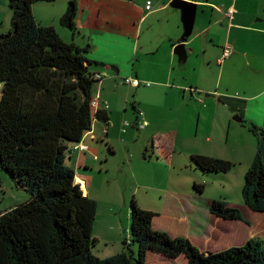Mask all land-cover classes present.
Here are the masks:
<instances>
[{
    "label": "trees",
    "instance_id": "obj_1",
    "mask_svg": "<svg viewBox=\"0 0 264 264\" xmlns=\"http://www.w3.org/2000/svg\"><path fill=\"white\" fill-rule=\"evenodd\" d=\"M56 1L9 0L11 26L0 33V187L8 183L29 195L0 211V264H146L149 252L171 258L184 254L189 264H264V238L217 251L200 250L190 239L154 230L156 215L135 198L130 204L131 236L124 240L123 251L105 259L94 253L98 201L85 194L67 161L76 150L83 151L82 141L95 120L110 123L107 110L92 108L93 91L101 81L95 67L105 63L87 57L90 43L67 42L55 26L36 19L34 4ZM78 9V0H70L61 17L72 34ZM131 107L136 116V104ZM137 120L142 121L140 114ZM249 129L257 136L258 148L246 173L243 198L247 207L263 213L264 125L251 122ZM107 148L114 154L110 145ZM190 160L196 170L213 178L235 166L197 153ZM194 188L203 193L205 183L195 182ZM209 208L222 218L241 217L237 208L218 199ZM131 244L138 246L137 256Z\"/></svg>",
    "mask_w": 264,
    "mask_h": 264
},
{
    "label": "rangeland",
    "instance_id": "obj_2",
    "mask_svg": "<svg viewBox=\"0 0 264 264\" xmlns=\"http://www.w3.org/2000/svg\"><path fill=\"white\" fill-rule=\"evenodd\" d=\"M69 1L39 2L34 4V11L40 21L41 14L47 12L48 21L57 24L59 20L56 15L65 14ZM246 2L248 10L254 12L258 0H246ZM5 10L8 17L5 16ZM11 16L9 0H6L4 5L0 0V18L4 20V22L0 20V33L7 32L10 28ZM55 18L57 21L54 20ZM258 18L264 21L263 17ZM43 23H47L46 18ZM250 39H254V35L248 33L246 43H249ZM65 41L69 42V38H65ZM241 51L250 53L252 49L243 44ZM211 54L212 49L208 52V55ZM234 61L236 69L230 71L233 87L242 95L243 93L244 95L261 94L264 90V72L255 71L251 66H247L246 57L241 53L232 57L230 63L233 64ZM260 61L264 62V58H260ZM204 62L205 59L202 58L201 66H204ZM213 65L217 68L215 62ZM207 68L208 66L203 67L204 71L201 75L200 73L195 75V78L203 85L212 86L211 82L215 81V75L211 73L213 66L209 76L205 75ZM121 84L122 88L118 96L125 98V90L129 96L127 107L122 108L124 115L122 119L123 122L126 120L132 125L126 128L129 131L128 135L117 131L116 126L115 131L118 134L115 141L118 149L116 155L115 152L109 154L107 145L103 143L104 159L102 162H95L94 170L89 174L90 183L87 186L90 197L98 201L93 235L100 240L93 248L94 253L105 259L123 251L124 240L130 239L131 236L130 204L133 198L143 209L156 215L152 226L154 230H164L171 236L190 239L200 250L217 251L231 245L243 244L253 237L264 238V227H260V221L245 205L243 198L246 173L255 159L258 148L257 136L248 127L251 121L260 126L264 120L259 110L261 99L251 100L245 117H242L246 120L245 124L234 119L235 115L241 116L239 112L225 114V108L219 109L217 117L213 113H211L213 117L206 116V113L201 110L200 113L199 111L188 113V117L184 118V129L188 133L186 143H183L181 136L173 158H167L157 146L156 137L170 127L168 124L175 123L173 120H168V117L172 116L180 122L178 114L164 112V115H160L159 120L153 124L152 132L145 126L144 129H136L133 127L135 114L131 103L139 99L151 98L152 92L149 86H152V83L150 82V85L142 83L137 87L122 81ZM201 92L203 96V93L206 94ZM164 93L166 89L162 88L157 94L159 98L161 97L159 106L163 105ZM1 96L0 89V98ZM231 118L232 128L228 130L227 123ZM111 126L110 124V128ZM112 132L114 133L113 129ZM193 153L226 159L232 161L235 166L228 174H220L219 177L213 178L192 166L190 157ZM67 163L81 175L73 162L68 159ZM195 182L205 183L203 193L196 191ZM28 197L25 191H16L5 183L2 188L0 187V211L26 201ZM216 199L237 208L241 217L222 218L213 214L209 206ZM130 248L137 256L138 246L131 244ZM153 254H149L146 264H189L184 254L178 258H171L161 253L153 252Z\"/></svg>",
    "mask_w": 264,
    "mask_h": 264
},
{
    "label": "crops",
    "instance_id": "obj_3",
    "mask_svg": "<svg viewBox=\"0 0 264 264\" xmlns=\"http://www.w3.org/2000/svg\"><path fill=\"white\" fill-rule=\"evenodd\" d=\"M1 1L3 5L6 2V0ZM172 1L152 0L154 8L147 11L146 0H78L77 29L74 34L61 24L63 14L56 15L58 19L54 20H59L57 24L48 21L47 12L41 14L40 21L33 6L36 19L43 25L55 26L64 39L69 38V41H74L77 45L84 46L90 43L92 48L87 57L92 61L105 63L103 67H95V72L101 76V81L95 87L93 96L101 101L97 111H104V103L109 104L107 111L111 117L110 123L106 126L101 121L95 120L92 129L82 141L87 147L86 150H76L72 159H69L81 174L77 173V180L82 181L85 194H89L87 188L90 183L89 174L94 170L95 162H102L104 159L103 143L110 145L115 155L118 153L115 145L118 134L115 128L117 126V131L123 133L122 123L126 120L123 122L122 108H126L129 102L127 90H125V98H120L118 93L122 88L121 81L124 82L127 76L135 77L144 84L152 83V86H149L152 92L151 98L134 101L137 115L133 127L136 129L149 127L152 132L153 124L159 120L160 115H164V112L177 113L180 118L178 122L172 116L168 117V120H173L175 123L168 124L170 127L156 137L157 146L167 158H173L181 136L183 143H186L188 133L184 129V118L188 117L190 112L200 113L201 110L206 116H212L213 113L217 117L219 109L225 108V114L236 111L242 118L245 117L251 100L261 99L259 110L264 116V90L261 94L244 95L243 93L242 95L233 87L230 77V71L236 69L235 61L233 64L230 61L239 53L246 57L247 66H251L255 71L264 72V62L260 61V58H264V21L258 18H264V0H258L254 12L248 10L246 0H193L198 3V11L193 34L186 44L188 48L193 49L189 52L186 63L180 61L175 52V47L184 32V24L181 10L172 7ZM233 7L237 12L231 15L229 10ZM5 16H7L6 10ZM45 18L47 23H43ZM0 20L4 22L3 18ZM248 33L253 34L254 39L246 43ZM241 43L249 46L252 51L242 52ZM227 46L232 47V52L221 61ZM211 49L212 54L208 55ZM202 58L205 59L204 66H201ZM206 66L208 72L206 71L205 75L208 76L213 66L211 73L215 75V81L211 82L212 86L203 85L195 78L198 73L201 75L206 69L203 67ZM162 88L166 89V93H164L163 105L159 106L161 97L159 98L157 94ZM201 91L206 94L203 93V96ZM139 112L144 113L141 118L147 122L143 128L137 124ZM227 124L230 130L232 118ZM262 125L264 120L260 126ZM124 133L128 135L129 131ZM210 138L212 141L211 136ZM99 167L101 168V165ZM250 211L260 221V227H264V213L252 209ZM149 254L154 255L153 252Z\"/></svg>",
    "mask_w": 264,
    "mask_h": 264
},
{
    "label": "water",
    "instance_id": "obj_4",
    "mask_svg": "<svg viewBox=\"0 0 264 264\" xmlns=\"http://www.w3.org/2000/svg\"><path fill=\"white\" fill-rule=\"evenodd\" d=\"M171 6L180 9L182 12V21L184 24V32L181 35L178 44L175 47V52L179 56V60L186 63L188 61L189 52L193 49L187 47L188 38L193 34L196 23L198 3L190 0H173ZM114 69V68H113ZM117 70V69H116ZM238 122H242L239 115L234 116Z\"/></svg>",
    "mask_w": 264,
    "mask_h": 264
},
{
    "label": "built area",
    "instance_id": "obj_5",
    "mask_svg": "<svg viewBox=\"0 0 264 264\" xmlns=\"http://www.w3.org/2000/svg\"><path fill=\"white\" fill-rule=\"evenodd\" d=\"M153 8H154V5H153L152 0H147V1H146V5H145V9H146L147 11H151V10H153ZM236 12H237V10H236V8H234V7L231 8V9L229 10V13H230L231 15H233V14L236 13ZM231 52H232V47H231V46H227V47L224 49V51H223V55H222V57H221V61H222L224 58H227V57L230 55ZM124 82H125L126 84L130 85V86H133V87H137V86H140V85L142 84V82H141L139 79H137V78H135V77H132V76H130V77H126V78L124 79ZM147 85H150V83H148ZM99 106H101V101H100L99 99L94 98L93 101H92V108H93V111L95 112ZM103 106H104L105 109H108V108H109V104H108V103H104ZM139 114H140V115H144L143 112H139ZM138 124L140 125V127H144V126H146L147 122H146L145 120H142V121H138ZM128 126H131V123H129L128 121H125L124 124H123L122 132H126V130H127L126 128H127ZM86 148H87V147L84 146V145H82V146L80 147V149H82V150H84V149H86Z\"/></svg>",
    "mask_w": 264,
    "mask_h": 264
},
{
    "label": "clouds",
    "instance_id": "obj_6",
    "mask_svg": "<svg viewBox=\"0 0 264 264\" xmlns=\"http://www.w3.org/2000/svg\"><path fill=\"white\" fill-rule=\"evenodd\" d=\"M100 77H101V76L99 75V79H101ZM93 99H94V98H93ZM105 110H107V109H105ZM95 112H98V111L96 110ZM94 122H95V121H94ZM82 145H83V144H82ZM84 146H85V145H84Z\"/></svg>",
    "mask_w": 264,
    "mask_h": 264
},
{
    "label": "bare ground",
    "instance_id": "obj_7",
    "mask_svg": "<svg viewBox=\"0 0 264 264\" xmlns=\"http://www.w3.org/2000/svg\"><path fill=\"white\" fill-rule=\"evenodd\" d=\"M78 182H80V180H77ZM82 182V181H81ZM83 188V187H82Z\"/></svg>",
    "mask_w": 264,
    "mask_h": 264
}]
</instances>
